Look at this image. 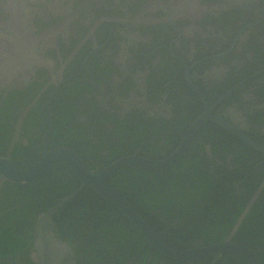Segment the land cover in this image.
I'll list each match as a JSON object with an SVG mask.
<instances>
[{"label": "flooded vegetation", "instance_id": "flooded-vegetation-1", "mask_svg": "<svg viewBox=\"0 0 264 264\" xmlns=\"http://www.w3.org/2000/svg\"><path fill=\"white\" fill-rule=\"evenodd\" d=\"M58 149L90 173L181 150L107 182L172 250L264 257V0H0V158L27 169ZM244 257L160 252L63 160L26 183L0 172V264Z\"/></svg>", "mask_w": 264, "mask_h": 264}, {"label": "water", "instance_id": "water-1", "mask_svg": "<svg viewBox=\"0 0 264 264\" xmlns=\"http://www.w3.org/2000/svg\"><path fill=\"white\" fill-rule=\"evenodd\" d=\"M207 118H210L208 115ZM213 118V117H211ZM214 119V118H213ZM199 124L203 121L199 120ZM197 127L188 132L183 149L187 146L188 142L192 140ZM181 150L164 160H151L138 156L127 157L120 159L107 167L99 173H90L79 157L71 150L58 149L48 152L37 163L27 169L18 168L12 161L0 158V172L3 176L14 182H30L42 176L52 164L59 160L65 161L77 177L83 182L85 186L100 193L104 198L114 204L147 238V240L160 252L167 254L176 259H190L196 258L200 255L206 254H223V253H239L245 256L248 264H260V260L248 248L231 243H223L218 245L208 246L197 250L176 251L167 247L158 237V235L150 228L146 221L136 212L132 205L124 198L117 190L108 184L109 178L114 172L123 166L127 165H141L151 167H161L175 161L180 154Z\"/></svg>", "mask_w": 264, "mask_h": 264}, {"label": "trees", "instance_id": "trees-1", "mask_svg": "<svg viewBox=\"0 0 264 264\" xmlns=\"http://www.w3.org/2000/svg\"><path fill=\"white\" fill-rule=\"evenodd\" d=\"M132 168H135V167H132ZM127 169H130V168H124L122 171H126ZM136 169H138V167H136ZM149 189H151V190H149ZM145 191V193H147V194H154V193H159L160 191H161V187L160 186H158V185H155V186H152V187H149L148 189H146V190H144ZM140 211L142 212V213H146L145 212V209H144V206H141L140 207ZM141 213V214H142ZM143 215V214H142ZM144 216H146V215H144ZM122 221H124L123 219H122ZM122 221H121V223H122ZM124 225H125V223L122 225L123 227H124ZM260 258V260H261V264H264V257H259Z\"/></svg>", "mask_w": 264, "mask_h": 264}]
</instances>
